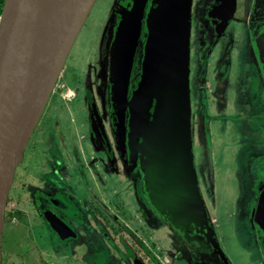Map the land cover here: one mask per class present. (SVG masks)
<instances>
[{"label": "water", "instance_id": "obj_1", "mask_svg": "<svg viewBox=\"0 0 264 264\" xmlns=\"http://www.w3.org/2000/svg\"><path fill=\"white\" fill-rule=\"evenodd\" d=\"M97 1L4 0L0 15V264L16 170ZM193 1L135 3L117 36L116 61L121 64L117 101L124 114L125 106L130 107L129 146L140 161L152 207L178 229L204 227L213 249L229 264L210 223L194 157ZM226 2L224 12L232 17L236 0ZM143 21L147 37L141 72L129 102L128 87ZM95 115L103 129L98 113ZM45 215L61 241L76 236L51 212Z\"/></svg>", "mask_w": 264, "mask_h": 264}, {"label": "flooded vegetation", "instance_id": "obj_2", "mask_svg": "<svg viewBox=\"0 0 264 264\" xmlns=\"http://www.w3.org/2000/svg\"><path fill=\"white\" fill-rule=\"evenodd\" d=\"M137 1L138 0H121L119 6L115 7L114 17H111L110 21L105 24L96 50V61L89 66L84 77L85 79L94 74L95 85L92 86L91 83L87 82L88 87H85L83 78H77L78 84L74 90V99L65 101L68 105L70 102L77 105L78 112L76 111V114H78V116H70L71 121L69 122L68 119H65L63 125H61L57 119L52 120L53 122L51 125L53 130L47 131V134H45L46 136L41 141L43 146H40L43 147L41 153L42 156H44V158L41 157L40 159L45 162L42 163L37 161L36 158H31L33 160L28 163L32 164V169L23 171L20 173L21 177L17 179L18 170L25 164V155L32 142L35 131L38 129V126L42 124L41 118L32 135L28 148L25 151L24 160L16 170L13 187L8 200L6 222H8L12 216L9 205L13 200L22 204L21 212L28 214L25 208L26 205L21 199L22 194H24L25 197V192L28 191L29 199L33 207V209L29 210H31L34 213V217L45 226L47 231L44 232L47 236L48 247L49 249L54 247L57 255L60 252H70L72 254L73 245L78 244L80 246H85L89 244L90 241L88 236L96 231H100L99 236H105L111 241L112 239L106 231H140L127 228L125 225L121 228L103 227V215L106 213L110 215L111 213L112 218H115L113 217L114 212L108 210L109 212L106 211L102 214L101 207L98 206L96 202L94 207L91 201L88 205L89 209H93L94 207L92 213L93 217L90 219L91 223L84 220L82 214V209L84 208L78 205L79 197L84 196L83 194L86 193L87 190L94 198L98 197L91 189L90 185H87V170L93 177L94 183L97 185V192L101 194L102 198L103 191L101 189L110 187L111 185L115 186V179L113 176L123 170V173L127 174L133 190L135 189L137 192L140 191L141 193V195L138 193L136 197H138V201L142 205V219L149 222L155 214L160 219L167 221L165 220L167 218H165V216H163L165 219L162 218L149 202L148 194L145 191V181L143 172L140 168V161L137 156L132 153V149L129 146L130 107L125 106L126 110L124 114L122 113V109H119L120 105H118L117 101V90L120 85L121 72V64L116 61L118 54L117 36L121 31L123 22ZM201 1L202 3H200L199 6H195V0L193 1L192 11V36L193 33H199L201 35V48L199 47V50L197 49V51H195L196 58L199 61L198 68L197 70L194 69V77L199 75V78L197 82L195 81L194 86H196V88L199 87L198 89L203 93L202 100L205 99V86L209 78L208 75H210V69H208L209 61H207V59L213 56L230 29L240 27L239 34L245 36L247 33L245 27L249 26L251 30L249 37H253V40H251V42L253 41V57L250 58V79L251 82L252 79L257 82L255 84L256 89H254L258 94L257 96H259L258 99L260 102L257 101L259 105H257V103L255 104L261 107L262 111L258 115H252L248 118L250 124L252 123L251 125L256 123L255 121H260L262 118L264 123V104L262 103L264 102V5H260L258 2L259 0H255V2L252 0L247 10V15L249 16L239 15L242 0H236L235 12L231 17L230 12H224L225 8H227V0ZM3 3L4 0H0V7L1 5L3 7ZM149 5L150 1L146 4L144 19L147 16ZM229 17H231V19L228 21ZM145 28V23L143 21L128 87L129 102L131 101L133 91L136 89L141 72L143 47L147 37ZM75 76L78 77V75ZM242 87L243 86H238L237 89L235 88V94L237 97L240 96V101L235 105L237 106L239 104V110L242 109L243 111V104H245L246 99L245 91ZM59 92V84L57 83L52 96L54 94H60ZM60 107L62 110L67 108L64 103L62 106L60 105ZM95 112H97L100 117L104 131L101 129L102 126L100 123H97ZM226 116H223L221 120H228ZM213 120H216V118H213ZM46 121L49 123L48 120ZM42 122L45 123V120ZM239 139H241V141L242 139L246 141L241 135ZM28 159L30 160V158ZM104 169L105 172L108 171L109 177L103 181ZM249 177L253 179L251 189L254 195L245 212L247 215H244L245 217L249 216L248 218L251 217V221H253L256 210L258 212L264 211V166L261 167L257 165L256 168L250 171ZM99 201L101 205H104V202L109 203L111 200H108V202L103 198V201ZM49 212L58 218V220L60 219L62 224L64 223L67 225L69 228L68 231H73V234L76 236L61 241L55 232L56 230L52 228L46 218L45 214ZM21 215L24 216L23 213H21ZM210 223L214 235L223 250L214 231L211 218ZM260 230L264 231V229ZM144 231H146V229ZM176 232L177 235L178 233L180 235H178L179 238L177 237V239L181 245H183L182 242L184 244L186 243L183 245L185 246L183 252L188 254L191 264H225L208 241L205 234L206 229L204 227L197 225L184 229L177 228ZM250 232L251 234H256L255 229ZM238 233L241 237L239 235L237 236L241 241L243 235L242 231H237L236 234ZM117 234L118 233H116V235ZM131 235L134 239L136 249V254H130L133 264H145L144 256L148 257L152 264H162L157 256L143 243L144 240L142 236L137 235L136 232L131 233ZM224 253L226 254L225 251ZM175 261L176 260L171 261L170 264H175ZM229 264H232L230 260Z\"/></svg>", "mask_w": 264, "mask_h": 264}, {"label": "rangeland", "instance_id": "obj_3", "mask_svg": "<svg viewBox=\"0 0 264 264\" xmlns=\"http://www.w3.org/2000/svg\"><path fill=\"white\" fill-rule=\"evenodd\" d=\"M251 2L252 0L241 1L242 6L240 5L239 15L249 16L247 15V10ZM258 2L260 5H264V0H259ZM119 3H121V0H98L96 2L67 60L66 69L58 82L60 94H54L51 97L49 105L43 114L41 120L42 124H40L35 131L32 142L26 152L25 156L27 160L25 159L24 166L18 170L17 179L21 177L20 173L32 169V164L28 163L33 160L31 158H36L37 161L42 163L45 162L40 159L41 157L44 158L41 153L43 147L40 146H43L41 141L46 136L45 134H47V131L53 130L51 125L53 122L52 120L57 119L61 125H63L65 119H68L70 122V116H78V114H76L78 112L77 105H74L75 103L73 102H70L68 105L65 101L74 99V90L78 84L77 78H83L85 87H88L87 82L91 83L92 86L95 85L94 74L85 79L84 77L89 66L96 61V50L103 33V28L105 24L110 21L111 17H114L115 7H118ZM200 3H202L201 0H195V6H199ZM245 29L247 30L245 36L239 34L240 27L230 29L213 56L207 59V61H209L208 69L212 70L211 75H208L213 88L212 95L214 97H223L222 102H217V104H215V112L225 116L227 115L226 117L228 120L220 121V126L210 122V118L205 114L207 110L204 108L203 102H201L200 98L198 99V101L200 100L199 116L198 118L195 116L193 118L194 157L204 201L210 218L214 220V231L226 255L234 264H264V231L259 229L264 226L260 224L261 220L258 219H255L256 224L251 226L250 222H248L251 221V217L246 221L245 215L247 214L244 216H241L239 213L236 214L235 202H241L244 198L250 201L254 195L251 190L249 178L241 172L244 166L251 165L253 169L256 168L257 165L261 167L264 166V154H261L258 158L253 156V151L259 147L257 139L264 138L263 129L260 132V137L254 132H259L258 130L263 128L262 125H264V123L257 121H255L256 123L253 125L246 123L247 125H245V128L239 127L238 130L235 124L229 120L230 114H233L231 107L239 101L235 94V88L237 89L238 86H243L242 88H244L245 105L249 113L262 111L261 107L257 106L259 105L257 101L260 102L258 99L259 96H257L258 94L255 90V84L257 82L253 79L251 82L250 79V58L253 57V41L251 42V40H253V37H249L251 31L249 26L245 27ZM199 35V33H193L191 42V83L194 114L199 103L195 95L196 86H194L195 81L197 82L199 78V75L194 77L195 70H197L199 63L195 55V51H197V49L199 50L201 46V35ZM75 75H78V77ZM224 88L226 91L223 93L222 90ZM214 97H212V101H214ZM63 103L67 108L62 110L60 105L62 106ZM255 103H257V105ZM262 103L264 104V102ZM208 104V102H205L206 106H208ZM201 114L205 115L201 116ZM44 120L45 123L42 122ZM46 120H48L49 123H47ZM216 129L219 130V134L225 137H232L234 147L228 149V144L220 146L217 142L219 138L216 136ZM239 134L243 136L246 141L243 139L240 141L238 137ZM229 153L232 155L230 156ZM28 158H30V160ZM230 166L232 167L229 168ZM107 174L109 173L107 172ZM87 175V185H90L91 189L98 197L94 198L91 196L88 190L83 194L84 196L79 197L78 205L84 208L82 209L84 220L91 223L90 219L93 217L92 213L94 211L95 202L101 207L102 214L106 211L109 212L108 210H112L111 208L113 207V217L115 218H112L111 213V216L109 213L104 214L102 219L103 227H123L121 222L128 223L131 218L133 219L134 215L133 217L130 216V212L133 211L135 212L134 219L141 216L135 205L137 202L136 199H138V197L135 199V196H137L138 193L141 195V193L140 191L137 192L135 189L133 190L130 181H126L123 177L116 178L117 175H114V182L117 184L116 186H118V194L113 195L109 203L104 202L106 205H101L99 200L103 201V198L106 199L104 194L108 195L110 193L108 190L106 191L105 188L106 193L104 189H101L103 191V193L101 192L103 195L102 198L101 194L97 192V185L94 183L93 177L89 174L88 170ZM213 178H216L215 180L218 182V186L211 183V179ZM109 190L113 192L114 189L109 187ZM215 192L217 197L214 196ZM25 194V197L24 194H22L21 199L26 205L25 208L28 214L21 212L22 204L16 200H13L9 205L12 216L9 221L6 222L3 234V264H35V262L39 264L42 262L43 264H90L91 262L89 260L100 261L102 259L101 255H103L104 259L98 263L102 264V262L105 261V256H107L109 260L120 258L117 257L118 251L114 243L115 241H111L105 236H99L96 242L90 240V243L85 246H80L78 244L73 245L74 248L72 250L74 255L70 257V252L65 253V256H67L66 259L56 260L51 254L52 257L50 255L41 257V251H45L47 247V236L44 232L47 230L45 226L34 217V213L29 210L33 209V207L29 199L28 191L25 192ZM90 201L94 206L93 209H89L88 205ZM21 213H23L24 216H22ZM124 213H126V215H124ZM118 214L123 215L119 217ZM118 218L124 220H118ZM134 224L136 223L129 222L128 225L134 230ZM139 226L142 227V221ZM145 227L147 226L145 225ZM155 228L154 234H156V231H170L169 226L165 227L161 224L156 225ZM253 229H255L257 235L251 234L250 231ZM237 231H242L241 243H239L240 239L237 236L239 233L236 234ZM96 232L99 234L100 231ZM118 232L119 231L112 233L114 238ZM164 235H167V232ZM163 238L167 239L165 237ZM120 244L121 241H119V245ZM162 244L165 248V251L161 253L162 259L164 256H167L171 261L176 259L180 264H187L185 260H183L186 259V253H180L181 246L178 245L174 250V247H172V249L171 246L168 247V241H163ZM182 244L185 245L186 243L184 244L182 242ZM174 252H177V254ZM110 253L111 256H109ZM43 257L45 260H43ZM144 263L152 264L146 256H144Z\"/></svg>", "mask_w": 264, "mask_h": 264}, {"label": "crops", "instance_id": "obj_4", "mask_svg": "<svg viewBox=\"0 0 264 264\" xmlns=\"http://www.w3.org/2000/svg\"><path fill=\"white\" fill-rule=\"evenodd\" d=\"M211 72H212V70L210 69V75H211ZM198 88L195 89V91H196L195 95H196L197 101L200 98L201 99V102H203L204 108L207 110V112L205 114H207L206 116H208L210 118V120H211L210 122H212L214 124L216 123V124H218L217 126H220L221 125L220 121H224V120H221V118L223 116H225V115H222V114H219V113L215 112L216 111L215 110V104H217V102H222L223 101V97L222 98L220 96L214 97L212 95L213 94V88H212V85H211V80L209 78L207 79V83H206V86H205V89H206L205 90V99L202 100L203 93ZM222 91L224 93L226 91V89L224 88ZM212 97H214V101H212ZM237 98L240 101V96L237 97ZM191 101H192V99H191ZM211 101H212V104H211ZM198 102L199 103H198V105H197V107L195 109V114H194V108H193V104H192V127H193V118H194V116L197 117V118L199 116L200 100ZM205 102L206 103L207 102L209 103L208 106L205 105ZM238 107H239V104L237 106L234 104L231 107V110H232L233 114H230L229 120H231V122L233 124H235L236 128H238V130H239V127H245V125H247L246 123L250 124V120H249L248 117H250L252 115L253 116H256L260 112L249 113V111L247 110V107H246L245 104H243V107H244L243 108V111H242V109L239 110ZM211 112H212V114H211ZM205 114H201V116H204ZM213 118L214 119L216 118V120H213ZM258 122H263V118L260 119V121H258ZM262 127H263V125H262ZM262 129L263 128H260L258 130L259 132L256 131L254 133H256V135L260 137V135H261L260 132H261ZM218 131L219 130L216 129V132H217L216 133V136H217V138H219L217 140V142L219 143V145L220 146H223V145H227L228 144L229 145L228 149L234 147L232 137H230V136L229 137H225V136L219 134ZM234 133H233V135H234ZM238 137L240 138V135H238ZM255 139H257V138H255ZM193 140H194V138H193ZM240 141H241V139H240ZM254 141H256V140H254ZM257 142L259 143V145H258L259 147H258V149H255V151H253L254 152L253 153L254 154L253 156L258 158L261 154H264V138H258L257 139ZM239 148H240V146H239ZM229 154H230V156L232 155L231 153H229ZM231 167L232 166H230L229 168H231ZM252 169H253V166L249 165V166H246V167L244 166L243 171H241L245 176H247L249 178L250 183H253V179H251L249 177V173H250V171H252ZM107 172L108 171L105 172V169L103 170V173H104V179H103V181L106 180V178L109 177V174H107ZM120 172L117 174V177L116 178L123 177V179H126V181H129V178H128L127 174L126 173H123V170H121ZM215 179L214 178L211 179L212 180L211 183H213L214 185L218 186V182ZM116 185L117 184H115V186H113V185L110 186L111 188L114 189L113 192L109 190V187L108 188L107 187H104L106 189V191L108 190L109 193H110V194H108L109 196L107 194H104V196L106 198V201L112 200L113 195L118 194V186H116ZM251 188H252V186H251ZM105 189H104V191H105ZM106 191H105V193H106ZM214 196L217 197L216 192H215ZM135 199H136V196H135ZM136 201H137L135 203L136 209H138L139 214L141 215L142 205L138 201V199H136ZM235 202H236V214L239 213L241 216H244V214H245V212L247 210V207H248V204H249L250 201L247 198H244V200H242L241 202H237V201H235ZM111 209L113 211V207ZM122 215L118 214L119 217L120 216L122 217ZM124 215H126V213H124ZM133 215L135 217V212L134 211L133 212H130V216L133 217ZM155 216L156 215L154 214V217L149 222H146L144 219H142L141 216L140 217H136L135 219H134V217H133V219L131 218L129 220V222L136 223V224H134V227H135L134 230H140V231H119L115 238L112 235V233L117 232V231H106L109 234V236L111 237V239L115 241L114 243H115V245L117 246V249H118L117 250L118 251L117 252V257H120V258L119 259L109 260L108 257L105 256V261H103L102 264H133L132 261H131L132 258L130 256V254H132V255L136 254L135 253V250H136L135 249V242H134V239H133V237L131 235V233H134V232H136L137 235H140V236L143 237V240H144L143 243L146 244L147 247L152 251V253H154L157 256V258L161 261L162 264H170V262H171V260L167 256H164L163 259L161 258V253L165 251V248H164V246L162 244L163 241L164 242L165 241H168V247L171 246V249H172V247H174V250H175V248L178 245L181 246L182 247L181 248L182 251H180V253H185V252H183L185 250V246L181 245V243L177 239V237L179 238L180 235H179V233H178L179 236L177 235V232H176V229L177 228H176V226L170 220H168V218L165 219L166 217L164 218L163 216H161L162 218H164L165 220H167V221H164V220L160 219L159 217H157V216L155 217ZM119 219L124 220L122 218H118V220ZM245 219H246V221H248L247 220L248 219L247 216L245 217ZM255 219L261 220V223L260 224L262 226H264V211L263 210L260 211V212H258L257 210L255 211L253 221H248V222H250L251 226H254V224H256ZM140 220L142 221V227L139 226L141 224V221ZM211 221H212L213 226H214V220H212V218H211ZM129 222L128 223L121 222V224L127 226V228H130L129 225H128ZM158 224L159 225L160 224L161 225H164L165 227L169 226L170 231H164V232L163 231H156V234H154V231L156 230L155 226L158 225ZM145 225L147 227H145ZM145 229H146V231H144ZM259 229H264V227L259 228ZM166 232H167V235H164V234H166ZM163 237H165L167 239H164ZM88 239H89V241L90 240L91 241L94 240L96 242L97 239H99V234L97 232H94L92 235L88 236ZM119 241H121V244L120 245H119ZM239 243H241L240 240H239ZM46 245H47L46 250L43 251V252L41 251V257L42 256L47 257L48 255L51 254V255H53L56 258V260L57 259L58 260H62V259H66L67 258V256H65V253L64 252H60L57 255L56 252H55L56 250L54 249V247L49 249V247H48V241H47V244ZM177 252H174V253L176 254ZM127 253H129V254H127ZM73 255H74V253L70 254L69 256L72 257ZM109 256H111V253H110ZM185 257H186V259H183V260H185V262L187 264H191L190 259H189L187 253L185 254ZM101 258L102 259L100 261H97V260H89L91 262V263L90 262L89 263L90 264H92V263L93 264H98L99 262H101L104 259V256L101 255ZM228 259L230 260L229 257H228ZM43 260H45L44 257H43ZM174 260H176V259H174ZM35 264H39V263H36L35 262ZM41 264H43V262ZM175 264H180V263H179V261L176 260L175 261ZM182 264H185V263H182ZM232 264H234V263L232 262Z\"/></svg>", "mask_w": 264, "mask_h": 264}, {"label": "trees", "instance_id": "obj_5", "mask_svg": "<svg viewBox=\"0 0 264 264\" xmlns=\"http://www.w3.org/2000/svg\"><path fill=\"white\" fill-rule=\"evenodd\" d=\"M1 13H2V5H1V7H0V15H1ZM9 216V215H8Z\"/></svg>", "mask_w": 264, "mask_h": 264}]
</instances>
